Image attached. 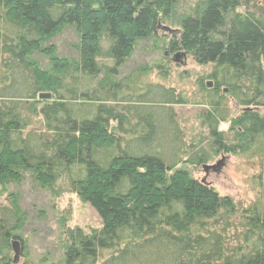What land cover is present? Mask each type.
Masks as SVG:
<instances>
[{"label":"trees","instance_id":"trees-1","mask_svg":"<svg viewBox=\"0 0 264 264\" xmlns=\"http://www.w3.org/2000/svg\"><path fill=\"white\" fill-rule=\"evenodd\" d=\"M180 1L0 0V185L28 174L53 192L64 180L101 219L85 232L62 217L61 251L47 264H264V178L231 242L232 199L181 167L207 155L191 152L179 94L146 82L148 65L120 72L139 40L174 23L168 47L214 65V86L202 85L212 146L264 164V6L203 0L177 18ZM66 30L76 38L69 53L56 44ZM104 42L110 68L99 62ZM226 94L247 107L239 117ZM10 197L0 208V264H16L13 239L24 242L26 215Z\"/></svg>","mask_w":264,"mask_h":264},{"label":"rangeland","instance_id":"rangeland-1","mask_svg":"<svg viewBox=\"0 0 264 264\" xmlns=\"http://www.w3.org/2000/svg\"><path fill=\"white\" fill-rule=\"evenodd\" d=\"M202 1L181 0L176 10V17L180 18L192 13ZM251 3L253 4L248 10L256 13L260 10L253 6L254 3L264 6V0H254ZM237 10L244 11L245 8L243 6ZM161 23L172 29H178L174 23L165 21ZM173 36L158 28L155 37L139 40L132 55L120 68V72L126 75L137 67L148 65L151 67V72L144 79L146 82L173 88L179 94L181 103L174 108L184 130L186 141L192 147L191 152L193 148L200 147V150L207 155L205 163L183 164L181 167L186 168L194 178L214 187L221 196L232 199L235 210L230 216L229 223H233L234 226L228 229L226 235L228 240L236 243L242 230V227L236 225L245 224L246 216L259 192L260 178H264V164L244 154L216 152L203 118V114L208 109L205 103L206 91L203 86L208 89L214 86L213 79L209 78L214 65L200 64L190 53L187 54L186 59L181 58L180 63L175 62L173 60L175 54L183 51L171 50L168 47ZM74 42L76 38L72 30L64 31L56 39L59 50L67 53L72 50L68 43ZM102 46L103 54L99 62L104 68H110L113 61L106 56L108 44L104 42ZM182 61L184 64H181ZM209 83L211 87L208 86ZM223 92L227 93L228 89L224 87ZM226 101L231 109L232 118L239 117L247 109L229 94H226ZM258 111L264 114V109L261 108ZM229 127L230 123L223 122L219 130L227 133L228 136H233L234 132H228ZM219 161L222 163L217 169L210 170L208 173L204 171L203 165H216ZM54 190L51 192L39 186L28 174L21 182L0 185V208L10 207V194L16 193L18 204L26 215L20 232L24 242L22 244L19 242V256L16 264H47L58 259L61 251L59 231L62 217L67 218V226L80 227L85 232L101 227V219L97 212L89 204L83 203L77 194L70 190L66 181H58ZM14 241L18 240L13 239ZM11 255L15 260L14 248L11 250Z\"/></svg>","mask_w":264,"mask_h":264},{"label":"water","instance_id":"water-1","mask_svg":"<svg viewBox=\"0 0 264 264\" xmlns=\"http://www.w3.org/2000/svg\"><path fill=\"white\" fill-rule=\"evenodd\" d=\"M159 28H161L162 30H164L165 32L169 33V34H173L175 35L177 33V29H172L171 27L169 26H166V25H163V24H159ZM181 58H186V52H178L177 54H175V57H174V61L175 62H179L180 63V60ZM181 64H184V61L181 62ZM209 87H211V83L208 84ZM51 93H48V92H42L38 95V98L39 99H50L51 98ZM222 161H219L216 165H203V169L206 173H208L210 170H215L218 168L219 165H221ZM13 248L15 250V261L18 259V256H19V242L18 241H14L13 242Z\"/></svg>","mask_w":264,"mask_h":264},{"label":"flooded vegetation","instance_id":"flooded-vegetation-1","mask_svg":"<svg viewBox=\"0 0 264 264\" xmlns=\"http://www.w3.org/2000/svg\"><path fill=\"white\" fill-rule=\"evenodd\" d=\"M184 52V51H183ZM187 54H189V53H186V57H187ZM186 59V58H185Z\"/></svg>","mask_w":264,"mask_h":264}]
</instances>
